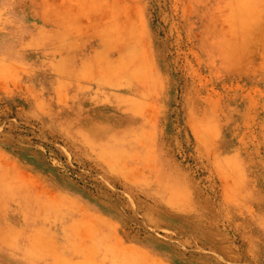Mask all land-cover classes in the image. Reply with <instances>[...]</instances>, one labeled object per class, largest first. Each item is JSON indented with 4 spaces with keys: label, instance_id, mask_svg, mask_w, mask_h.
<instances>
[{
    "label": "rangeland",
    "instance_id": "obj_1",
    "mask_svg": "<svg viewBox=\"0 0 264 264\" xmlns=\"http://www.w3.org/2000/svg\"><path fill=\"white\" fill-rule=\"evenodd\" d=\"M0 264H264V0H0Z\"/></svg>",
    "mask_w": 264,
    "mask_h": 264
}]
</instances>
